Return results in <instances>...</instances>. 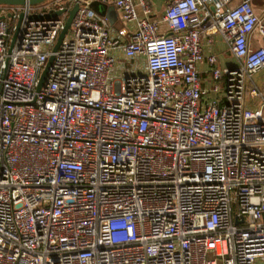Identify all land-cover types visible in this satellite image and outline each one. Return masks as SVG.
<instances>
[{"label": "built area", "instance_id": "built-area-1", "mask_svg": "<svg viewBox=\"0 0 264 264\" xmlns=\"http://www.w3.org/2000/svg\"><path fill=\"white\" fill-rule=\"evenodd\" d=\"M89 1L0 4V264H264V116L244 104L262 99L264 17L169 0L160 33L132 0H99L131 26L112 31ZM214 32L235 66L203 55ZM116 49L144 71L112 76Z\"/></svg>", "mask_w": 264, "mask_h": 264}, {"label": "crops", "instance_id": "crops-1", "mask_svg": "<svg viewBox=\"0 0 264 264\" xmlns=\"http://www.w3.org/2000/svg\"><path fill=\"white\" fill-rule=\"evenodd\" d=\"M43 1L42 3L46 2ZM135 6V11L138 16H145L152 21H157L159 23V32L168 33L166 25L161 21V15L165 8V5L169 0H143L144 3L149 7V13L143 14V8L139 0H132ZM254 13L258 17H264V0H250ZM89 7L96 14L104 16L107 18L111 30L124 25L128 31H130L131 26L123 24L119 18V11L111 3L104 4L99 0H90ZM127 39V36L124 37ZM249 47L254 49L261 45V41L257 34L252 33L249 38ZM201 49L204 56L213 54L216 57V65L223 67H233L237 64L236 59L231 55L227 44L218 32H214L211 35H206L201 39ZM111 54L114 58V63L110 70L112 76L119 77L127 73H138L144 71V60L140 56H136L131 60H125L119 49L112 50ZM195 68L202 79V86L208 87L210 84L209 79V69L210 67L205 60H202L195 64ZM254 86L262 93V99L259 97H251L245 95L244 104L245 107L249 109H257L262 104V113L264 116V67L256 70L250 75L247 83V89Z\"/></svg>", "mask_w": 264, "mask_h": 264}, {"label": "water", "instance_id": "water-1", "mask_svg": "<svg viewBox=\"0 0 264 264\" xmlns=\"http://www.w3.org/2000/svg\"><path fill=\"white\" fill-rule=\"evenodd\" d=\"M44 0H0V4H24V3H28V4H37L40 3ZM77 9V3H74L68 10H66V17L64 19L63 22V26L60 29V31L58 32L55 41L51 47V50L54 51L57 46L59 45L62 37L64 36V34L66 33L67 29L69 28L70 25V21L74 15V12ZM57 14L60 13L59 11L56 12ZM52 56L50 55L47 58V61L45 62V65L42 69V71L39 74V78H38V83H37V89L41 86V84L43 83L45 76H46V70L47 67L49 66L50 62H51Z\"/></svg>", "mask_w": 264, "mask_h": 264}, {"label": "trees", "instance_id": "trees-1", "mask_svg": "<svg viewBox=\"0 0 264 264\" xmlns=\"http://www.w3.org/2000/svg\"><path fill=\"white\" fill-rule=\"evenodd\" d=\"M67 6H69V3L67 4Z\"/></svg>", "mask_w": 264, "mask_h": 264}, {"label": "rangeland", "instance_id": "rangeland-1", "mask_svg": "<svg viewBox=\"0 0 264 264\" xmlns=\"http://www.w3.org/2000/svg\"><path fill=\"white\" fill-rule=\"evenodd\" d=\"M44 1H45V0H44ZM42 2H43V1H42ZM42 2H41V3H42Z\"/></svg>", "mask_w": 264, "mask_h": 264}]
</instances>
